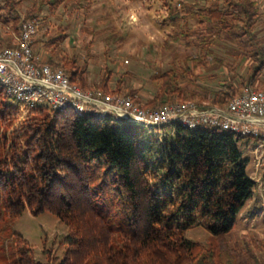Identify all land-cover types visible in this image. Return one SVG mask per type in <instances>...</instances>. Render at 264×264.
<instances>
[{"label": "trees", "instance_id": "1", "mask_svg": "<svg viewBox=\"0 0 264 264\" xmlns=\"http://www.w3.org/2000/svg\"><path fill=\"white\" fill-rule=\"evenodd\" d=\"M178 2L169 5L168 19L173 25L188 16L192 20L186 22L185 32L206 24L208 35H202L196 46L222 38L250 40L256 46L250 51V74L239 87L231 79L226 90L207 98L189 93L181 84L189 67H171L158 73L157 93L145 106L168 101L224 106L245 86L264 87L259 82L264 35L255 30L263 14L255 0H217L215 9L185 13L184 0L180 6ZM17 4L7 0L10 13ZM216 10L220 15L213 19ZM19 18L8 19L18 32L25 22L19 24ZM14 45L15 40L3 49ZM47 58L50 65L54 63L53 56ZM194 60L200 65L204 59L185 57L187 64ZM38 61L45 63L39 57ZM62 63L70 80L87 89L89 69L80 68L73 59ZM121 82L113 92L106 91L108 75L88 86L99 84L102 93L121 95ZM128 92L139 100L136 90ZM18 110L0 83V236L25 210L34 215L55 214L67 225L68 233L63 258L45 250V263L38 262L28 241L16 234V248L11 250L14 264H237L240 251L230 246L227 236L257 185L247 173V159L238 146L243 137L217 128L177 126L146 143L135 137L130 123L117 119L115 123L112 116H81L71 110L51 113L45 107L36 109L21 131L10 134L9 122ZM199 226L215 239L216 248L196 251L198 243L185 232ZM248 252L255 259L253 264H260Z\"/></svg>", "mask_w": 264, "mask_h": 264}, {"label": "rangeland", "instance_id": "2", "mask_svg": "<svg viewBox=\"0 0 264 264\" xmlns=\"http://www.w3.org/2000/svg\"><path fill=\"white\" fill-rule=\"evenodd\" d=\"M184 0L185 11L215 9L217 0ZM261 13L262 22L255 30L259 36L264 35V0H255ZM18 2L16 11H9L7 0H0V50L11 44L19 33L12 26L9 17L18 15L22 21H33L36 34L33 41L35 54L42 62L49 63L47 57L53 56L51 65L67 70L63 60L73 59L86 73L87 86L99 82L108 75L107 92H113L121 79L123 96H131L130 89L137 91L141 104L151 100L157 93L158 73L171 67H189L191 70L181 81L189 93H197L207 98L214 97V92L226 90V84L233 79L239 87L243 78L249 76V65L252 62V50L256 46L250 41L222 38L213 40L210 45L196 46L198 39H204L206 24L196 25L185 32L189 16L180 23L172 24L168 15L169 5L173 0H14ZM186 9V10H185ZM134 11L137 20L132 21ZM203 11H200L203 13ZM34 15L27 19L26 16ZM219 11L212 12V18H218ZM193 23V22H191ZM193 25V24H192ZM187 33V36L184 35ZM149 34L155 40H149ZM65 36L64 39L61 37ZM53 41L55 43H53ZM51 43V45H50ZM185 57L204 59L202 64L197 60L185 62ZM218 59L221 62L217 61ZM50 64V63H49ZM108 69L111 70L108 73ZM106 72V73H105ZM89 91H101L102 86L87 87ZM84 89V88H83ZM132 97V96H131ZM197 100V98H193ZM170 102V101H168ZM166 102V103H168ZM164 103L152 105L158 107ZM48 110V109H47ZM34 111L22 112L19 108L11 118L8 133L19 132ZM115 123L117 120L115 119ZM176 125L162 127L160 134L157 128H145L131 124L130 130L140 141L149 143L151 138L160 137L165 130H174ZM152 136V137H151ZM253 139L242 138L238 146L247 159L246 170L257 185L252 196L247 199L237 215L233 229L227 236L231 247H237L240 257L237 264H253L254 258L264 264V145L260 148ZM68 233L67 225L55 214L44 211L34 215L25 210L14 218L0 236L2 264H14L11 250L16 248V234L25 238L32 248L38 262H47L45 250L62 259L67 245L63 243ZM188 239L198 243L199 253L210 247L216 248L215 239L203 227H192L185 232ZM247 239V240H245ZM250 245L247 248L245 243Z\"/></svg>", "mask_w": 264, "mask_h": 264}, {"label": "built area", "instance_id": "3", "mask_svg": "<svg viewBox=\"0 0 264 264\" xmlns=\"http://www.w3.org/2000/svg\"><path fill=\"white\" fill-rule=\"evenodd\" d=\"M36 27L33 21L23 22L15 45L0 51V83L22 112L45 107L51 113L71 110L81 116H112L157 128L159 134L162 127L171 124L187 129L210 127L256 140L257 149L264 145V87L245 86L224 106L207 101L145 106L131 96L83 89L70 80L65 69L40 63L32 49ZM259 82L264 85V64Z\"/></svg>", "mask_w": 264, "mask_h": 264}, {"label": "clouds", "instance_id": "4", "mask_svg": "<svg viewBox=\"0 0 264 264\" xmlns=\"http://www.w3.org/2000/svg\"><path fill=\"white\" fill-rule=\"evenodd\" d=\"M131 19H132V21H136L137 20V16H136L134 11L131 12ZM155 38L156 37L151 35V34H149V36H148L149 40H155Z\"/></svg>", "mask_w": 264, "mask_h": 264}]
</instances>
